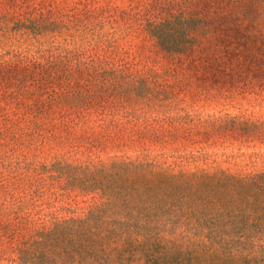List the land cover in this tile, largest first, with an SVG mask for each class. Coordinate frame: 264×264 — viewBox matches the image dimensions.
Segmentation results:
<instances>
[{
	"label": "rangeland",
	"instance_id": "rangeland-1",
	"mask_svg": "<svg viewBox=\"0 0 264 264\" xmlns=\"http://www.w3.org/2000/svg\"><path fill=\"white\" fill-rule=\"evenodd\" d=\"M126 159L264 172V0H0V210L82 216L51 165Z\"/></svg>",
	"mask_w": 264,
	"mask_h": 264
},
{
	"label": "trees",
	"instance_id": "trees-1",
	"mask_svg": "<svg viewBox=\"0 0 264 264\" xmlns=\"http://www.w3.org/2000/svg\"><path fill=\"white\" fill-rule=\"evenodd\" d=\"M190 20L148 23L167 52ZM67 188L93 195L79 217L0 210V261L10 264H264V172L174 170L151 159L51 165ZM1 264V263H0Z\"/></svg>",
	"mask_w": 264,
	"mask_h": 264
}]
</instances>
